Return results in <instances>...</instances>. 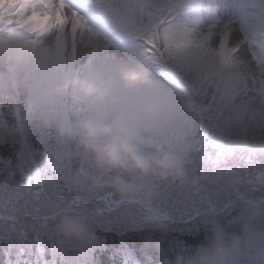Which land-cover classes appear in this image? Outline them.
Segmentation results:
<instances>
[{"label": "rangeland", "instance_id": "obj_1", "mask_svg": "<svg viewBox=\"0 0 264 264\" xmlns=\"http://www.w3.org/2000/svg\"><path fill=\"white\" fill-rule=\"evenodd\" d=\"M211 2L214 4L211 8L217 16L218 4L216 0ZM209 3L206 2L204 7L207 8ZM136 4L140 5L135 1V4H131V9H134ZM148 6L151 8L153 5ZM172 7L186 17V4L181 5L176 1L174 5L169 3L164 9L160 8L162 12L153 19V24L148 23L147 17L150 15L148 9L135 11L134 20H130L131 28L136 25L135 21L142 24L137 29L139 34L151 37L152 33H156L162 36L163 47L159 49L162 56L157 58L161 65L143 60V67H136L128 64L129 62L123 64L117 61L113 66L105 68L104 65L98 66L93 61L82 62L83 59L78 61L75 54L73 57L68 54L65 70L57 52L37 50V46L46 38L42 40L39 37L30 38V45L21 48L16 46L20 44L22 36L11 35L10 38L5 34L0 36L8 45L15 46L10 50L11 48L7 49L0 43V65H6V69L15 73L7 65V60L12 54L17 61L22 62L24 75L32 81L38 80L28 90L24 108H20V115L27 122L28 140L36 144L38 150H34V146L29 144L27 148L30 152L23 153L15 166L7 167L4 172H0V241L15 239L17 246L22 248L24 244L40 243V239L47 232L57 235L74 232L85 236L98 229L124 231L156 226L177 229L183 233L196 232L205 227L213 228L219 233L218 222L230 212L238 213L241 218L264 213V204L255 206L264 198V58H258L257 55L261 54L251 55L245 50L247 57H250L248 63L251 66L236 64V54H231L229 61L219 54L226 50H220L223 46H219L222 43L220 40L219 47L212 50L209 42L196 35L195 25L170 21L164 28L162 21L166 19ZM185 37H188V40ZM34 41L38 43L33 45ZM261 46L259 49L262 53L264 48ZM226 47L233 48L229 44ZM166 66H170L194 89L200 112L194 111L193 118L201 117V121L197 119L196 122L194 118L195 121L191 122V111L184 98L179 93L174 94L176 92L173 93L161 83L165 80L156 73L155 68ZM9 74L6 82L0 78V92L3 87L11 86L13 74L12 76ZM62 85L67 88L70 100L66 110L72 111L69 116L73 118L76 129L72 130L70 121L63 126L60 146L62 160L58 163H62L65 156V151L61 150L63 144L67 143L65 139L70 132L76 134L75 131H79L80 139L77 142L81 145L80 149L85 152L83 154L85 161L101 164L96 174L90 178L84 177L87 178L86 182L82 180L73 184L75 181L72 180L73 190L66 184L67 178L71 177L69 170L68 174L63 176L60 167L56 166L55 168L59 169L52 174L53 170H45L40 163V158L46 155L44 151L39 153L41 151L39 149L48 147L52 139L43 128L48 126V120L57 119V112L53 113L49 103L53 102V107H59V102L55 99L58 98L62 106ZM100 85L106 88L101 91L106 93L102 97L97 96L99 91H96V86ZM9 96L15 99L12 92ZM69 105H72L71 108ZM238 112L246 119L243 121L246 129L240 131L244 135L247 133L249 141L250 138L258 141L250 146V153L245 149L236 160V157H229L227 150L229 153L235 152L232 149L234 148L232 136L230 137L232 121L229 118ZM101 113L102 116L106 115L112 119L115 125L113 129H123V133H126L111 130L112 135L101 136L102 132L96 129L99 128L97 116ZM206 115L210 122L222 127L216 133L219 141L208 139L205 145L203 143L206 137L215 136L212 128L205 126ZM34 119H38L39 122ZM233 130L234 134L238 135L239 130L234 125ZM85 131L90 132L87 140L80 133ZM197 131L198 137L196 136L194 141L198 142L193 151L202 146L206 148L213 146L216 149H212L211 154H205L203 158L195 156V159H189L188 164L191 166L189 172L192 173L189 183L193 185L192 192L189 191L191 194L188 191L181 194L182 189H178L176 178L168 180L154 178L152 181L135 182L136 185L133 187L130 185L118 189L113 198L118 203L122 202L124 205L122 210L103 203L105 200L97 201L94 205H90L89 202L81 203L82 198L99 196L102 192L97 190L99 187H112L104 180L107 165L113 162L122 169H129L133 162H140L145 154H151L148 158L158 162L162 167V174L158 178L163 177L167 170H175L176 167L183 173L184 168L181 166L188 155L189 140ZM19 138L22 139L19 130H9L3 120L0 121V144L19 143ZM256 144L261 149L255 146ZM192 146L194 147V143ZM99 147L112 157L103 162ZM162 148H166V152ZM197 163L198 167L209 169L211 172L204 175L201 171H193L197 168L194 167ZM72 191L81 193L85 191L86 195L71 194ZM229 197H235L237 200L230 203ZM223 206L225 208L221 209ZM70 208L76 213L73 219L53 221L51 227L33 222L38 217H50ZM198 213L203 214L187 223L189 218ZM85 218L92 219L93 224L85 226L83 224ZM76 242L83 244L81 239H77ZM75 248L88 257L93 245L88 247L76 245ZM68 261L78 264V257L68 256Z\"/></svg>", "mask_w": 264, "mask_h": 264}, {"label": "trees", "instance_id": "obj_2", "mask_svg": "<svg viewBox=\"0 0 264 264\" xmlns=\"http://www.w3.org/2000/svg\"><path fill=\"white\" fill-rule=\"evenodd\" d=\"M5 118H6V126L9 129L15 128V119L13 118L11 114V107L10 105H6L5 107ZM167 116V114H166ZM98 123L96 128L98 131L102 132L101 136H108L112 135L111 130H117L119 132L123 131L121 129H113L115 125L112 122L111 118L108 117H97ZM67 120L64 121L62 118L57 117L56 120H48V126H44L43 130L47 132L49 136H52V139L50 140V145L48 147H44L39 153L45 152V157L40 158L41 166L44 167L45 170L50 169L55 172L59 168H55L56 166L60 167L61 175L66 176L68 174L69 170V176L70 178H67L66 184L72 189V183L71 181L74 180L75 184L76 182L84 181L86 182L87 178L92 177V175L96 174V172L100 169L99 163H96L94 161H85L83 152L80 148L81 145H78L77 140L80 139V136L77 131L76 134L74 132H70V135L67 136L65 139L67 141L66 144H63L61 150L65 151V156L62 163H58L61 159V139L63 137V132L61 131L63 126L66 124ZM70 122H74L73 118L70 120ZM242 126V125H241ZM76 129V126H75ZM246 129V128H244ZM96 130V131H97ZM65 133V130H64ZM83 138H86L87 136H90V132H80ZM125 134V132L123 133ZM122 134V136H124ZM238 135L234 137L233 143L234 148L232 153H229L227 148V153L229 157H236V160L241 157L240 152L243 150H251V147L253 143H256L258 140L253 141L250 138V141L248 140L249 136H246L247 133L242 134V132L237 133ZM81 136V137H82ZM216 136V135H215ZM72 137V138H71ZM103 138V137H101ZM99 138V139H101ZM59 139V141H58ZM96 139V138H95ZM208 139L219 141L217 137H210L206 138L205 142L203 144L206 145V141ZM64 140V141H65ZM97 140V139H96ZM198 141H193L194 147L191 148V153H189L185 159V163H182L183 173L181 170H179L177 167L175 170H167L165 175L163 177H160V174H162V167L158 164V162L144 156L143 159L140 162H133V166H131L129 169H122L116 162L110 163L107 165V168L105 172L107 173L106 178L104 182L110 184L112 187L109 188L107 186L99 187L97 190H101L102 193H112L116 192L120 188L124 187H133L135 182L140 181H152L154 178L156 179H172L176 178V182H178V189L181 190V194H184L186 191H188L189 194L193 190V185H190L189 181L191 180V174L189 172L190 164H188L189 159H195V156H203L205 154H211L212 149H216L215 147L205 146L198 147L197 151H193V149L196 147ZM31 143L24 144L22 142L16 143V144H0V172H4L7 167H13L16 165L18 160H20L21 155L29 149L27 148L28 144H31L34 146V150H38V148ZM237 143L239 145H237ZM94 144V142H93ZM90 145V144H89ZM255 146H258L257 144ZM260 148V146H258ZM261 149V148H260ZM99 154L102 156V161L105 162L108 158L112 157V155H108L107 152H104V149L102 147L98 148ZM166 152V148H162ZM256 150V149H255ZM254 151V150H252ZM30 152V151H29ZM224 153V154H227ZM250 153V152H249ZM252 153V152H251ZM94 156V155H93ZM97 157L98 155L95 154ZM202 161H205L202 159ZM47 160V162H46ZM141 162L144 163L145 167L141 169L138 166H134V164H141ZM49 165H48V164ZM199 164H195L194 167H197L193 169V171H201L202 174L206 175L207 173L211 172L209 169L200 168L198 167ZM182 173V177H184V180L182 181V177L180 174ZM52 174H48L49 176H53ZM5 176V175H4ZM79 179V177H81ZM87 176V178L84 179V177ZM206 178V177H205ZM69 179V180H68ZM139 183V184H140ZM189 183V184H188ZM116 187V188H115ZM205 187V186H202ZM81 188V187H80ZM78 188V189H80ZM206 188V187H205ZM84 190V188H82ZM190 191V192H189ZM77 193L78 195H86V192L83 193L74 192L72 191L71 194ZM101 193V194H102ZM118 193V192H117ZM115 193V194H117ZM230 202L233 199H236L235 197H229ZM205 213V212H204ZM76 216L75 211L72 209L71 211L63 214L60 217H57L54 222L61 221L65 217V219H73ZM53 222V221H52ZM48 222V227L53 226L51 223ZM93 224V220L90 218H85L83 224L85 226H88L90 224ZM219 226V233L215 231L213 228H205L202 227L196 232L192 233H183V232H175V231H169L168 228L165 231V228L161 229H153L148 228L144 230H135L131 229L129 231L119 233L118 231H103L102 229L96 230L95 235L100 242L104 243L105 245H108V251L106 250L103 252L102 256L97 255L98 261L100 264H109L111 262V251L116 248L120 247L122 245H125L127 247H131L135 249V252L139 253L142 257L145 256L143 260L150 261L148 264H160L164 263L165 261L174 262V259L181 256L180 249L191 246L194 247L195 252L191 254L193 258L196 259V261L202 262L204 264L208 263L209 260L214 259L219 256L218 249L222 250L223 256L228 259L230 257L231 250L234 245H239L241 250H245L246 246V239L254 237V236H260L261 234H264V213H255L253 215H248L243 218L238 216V213L236 212H230V214L227 217L222 218L218 224ZM218 229V227H217ZM177 230V229H175ZM50 239L47 240L48 247L51 249V244L57 240V234L51 232L49 234ZM197 250L201 253L198 254ZM190 251V250H189ZM192 252V251H191ZM139 255V258L141 256ZM10 258H12V255H9ZM8 245L5 242L0 243V264H9L8 262ZM12 264V263H11Z\"/></svg>", "mask_w": 264, "mask_h": 264}, {"label": "bare ground", "instance_id": "obj_3", "mask_svg": "<svg viewBox=\"0 0 264 264\" xmlns=\"http://www.w3.org/2000/svg\"><path fill=\"white\" fill-rule=\"evenodd\" d=\"M45 1L47 3L50 2L52 3V0H45ZM100 1H107V0L91 1L94 7V11H93L94 13L91 10H90L91 12L86 9H82V10L84 11V13L86 12L90 13L94 18L98 17L96 19V22L102 25L100 18H103L108 14L104 13L103 7L99 6L98 2ZM115 1L119 2L120 0H115ZM4 2L5 1L0 2V9L4 11L2 16H7L12 12L14 6L12 5L11 1H9L7 4H5ZM196 3H197L196 9L200 10L201 7L199 5V0H197ZM81 4L84 6L85 2L81 0ZM220 4L228 8V6L230 7L231 5V0H220ZM18 9H19V14L27 10L25 5H19V8L16 7V10ZM112 9L117 11L120 10L118 3L112 4ZM107 11H109L111 14H114V11H110V10ZM76 12L80 14L78 11ZM26 13L28 14V16L26 15ZM66 13L68 15L69 21L65 29L66 31L63 33L62 36L68 42V44L75 43L76 49L78 51V60L83 59L82 62H84L85 60H87L88 62L93 61L96 62L98 66L104 65L107 58V53L109 52V50L106 48L107 47L106 44L98 36H96L95 30L92 29V31H89L88 28L85 26V23L81 19L75 18L71 11L66 9ZM207 13L208 15L206 16V18L196 20L195 28H197L198 35L209 42L211 49L216 50L218 46L220 34L223 32L222 25L228 24L231 20L230 17L226 14L225 8L224 10L223 9L220 10L217 16L213 11V9L211 11L209 10ZM22 16H27L25 21L28 24L37 25L38 27H44L48 30H51V33H49L50 34L49 38L43 39L42 42L37 46V50H39V52H43V51L53 52L54 51L53 49L55 48V44L57 42V33L56 30H54L56 24L54 23V21L53 20L49 21L48 19H46V16L43 15L41 12H38L37 9L28 10L25 13H22ZM16 17H17L16 14H13L10 18L5 17L3 19L2 17H0V28L2 26L9 27L11 25H14L17 21ZM32 29L33 28H31L30 30ZM229 30L232 31L233 34H235L234 28H230ZM77 31L80 32L79 36L81 35L79 38V42L75 41L76 40L75 34ZM5 35L9 38L11 37L6 33ZM235 39L236 38L233 37L231 38L230 44L232 47H236L238 45V42H235L237 41ZM28 40L29 38H27L26 41L21 42L19 44L20 47L25 48L29 46L30 42ZM0 43L4 47H7V49L11 48L10 50H12L15 47L14 45H10V44L8 45L5 39H0ZM16 47H18V45ZM60 52L62 53L61 47H60ZM248 60L249 58L247 57L245 51L241 50L236 56L235 62L236 64L245 65L249 67L251 65L248 63ZM7 65L10 67V69L14 70V72L17 75L19 74V70L22 69V65L18 64V61L15 59V57L12 54H10L7 60ZM245 241L249 244H252V242H250L251 241L250 239H246Z\"/></svg>", "mask_w": 264, "mask_h": 264}]
</instances>
